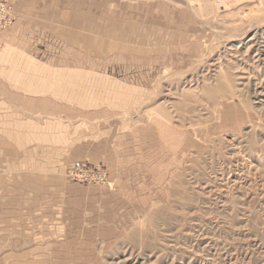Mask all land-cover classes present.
Returning <instances> with one entry per match:
<instances>
[{"label": "rangeland", "instance_id": "rangeland-1", "mask_svg": "<svg viewBox=\"0 0 264 264\" xmlns=\"http://www.w3.org/2000/svg\"><path fill=\"white\" fill-rule=\"evenodd\" d=\"M12 2L0 264H264V0Z\"/></svg>", "mask_w": 264, "mask_h": 264}, {"label": "crops", "instance_id": "crops-1", "mask_svg": "<svg viewBox=\"0 0 264 264\" xmlns=\"http://www.w3.org/2000/svg\"><path fill=\"white\" fill-rule=\"evenodd\" d=\"M67 2V1H66ZM65 2V3H66ZM71 2H75L76 4L73 6V7H77L78 6V3L77 2H83L84 5L87 4V6H96L95 4V0H71ZM86 2V3H84ZM91 2V3H89ZM14 10H15V13H16V20L10 24L9 26H7L5 29L3 30H0V31H4L14 25L17 24V21L19 20V6L18 4H14ZM22 24V23H21ZM21 24H19L16 29L17 31L20 33V36L21 37H17L16 40H21V39H25L26 37V33L27 31L24 28V26H21L20 28H18ZM0 60H1V57H0ZM31 69V68H30ZM33 71H29V68L27 69V71L25 73H21L20 71L17 70V68H13V67H7V69H2L1 66H0V95H4L5 93H13L15 92L16 90H27L29 92H35V88H34V79L33 78H29L27 82H25V84H23L22 88H19V86L21 85H18L19 82H20V77L22 75H28V76H33ZM31 79V80H30ZM21 84V83H20ZM16 85V87H15ZM27 98H24L23 100H21V98H12V102H17V101H20V102H23L24 105H29V107H33V102L30 101V98L29 96H26Z\"/></svg>", "mask_w": 264, "mask_h": 264}, {"label": "built area", "instance_id": "built-area-1", "mask_svg": "<svg viewBox=\"0 0 264 264\" xmlns=\"http://www.w3.org/2000/svg\"><path fill=\"white\" fill-rule=\"evenodd\" d=\"M12 0H0V29H5L16 20Z\"/></svg>", "mask_w": 264, "mask_h": 264}]
</instances>
